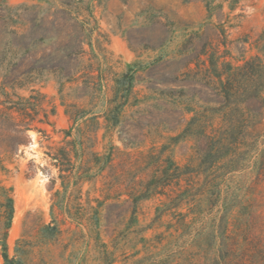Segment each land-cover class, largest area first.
I'll list each match as a JSON object with an SVG mask.
<instances>
[{
    "label": "rangeland",
    "instance_id": "obj_1",
    "mask_svg": "<svg viewBox=\"0 0 264 264\" xmlns=\"http://www.w3.org/2000/svg\"><path fill=\"white\" fill-rule=\"evenodd\" d=\"M0 2L29 48L0 68V115L43 119L41 108L51 123L35 122L2 157L14 210L0 264H208L215 253L221 264H264V107L245 116L231 168L199 173L205 138L194 133L223 126L207 55L220 56V71L264 65V0ZM77 35L82 52L67 58ZM17 62L20 73L44 69L3 85ZM193 117L206 118L192 134Z\"/></svg>",
    "mask_w": 264,
    "mask_h": 264
},
{
    "label": "trees",
    "instance_id": "obj_2",
    "mask_svg": "<svg viewBox=\"0 0 264 264\" xmlns=\"http://www.w3.org/2000/svg\"><path fill=\"white\" fill-rule=\"evenodd\" d=\"M4 12L5 8H3V5L0 4V68L8 60L9 55H12V50H16L18 51L17 53H21L22 57L25 56L29 50L24 43L27 38V34L18 35L16 30L13 28L14 22L8 19ZM80 52H82V40L80 35L71 37V40H69L65 45V53H68L65 56L67 58H71L72 56L76 57L80 54ZM205 53L206 52L204 50L202 55ZM199 55L201 54L198 53L189 58V63L194 61L195 57H198ZM207 56L209 65L206 67V71L210 75L207 77H214L219 82L217 93L220 97V101L218 102L220 107L218 111H220L222 115L223 126L222 130L217 133L204 135L194 131H198L199 129L202 130L204 127L202 124L205 122L204 118L206 117L202 120L193 117L189 123V126L191 128L193 127L192 134L194 132L200 135V137L202 136L205 138V146L199 153L201 162L198 169L199 173L204 174L211 172L216 164L223 160L226 161L225 164L229 168L234 166V163L237 162L236 158L238 156L239 145H242V139L249 135L245 127V116L248 115L250 117L259 115L264 107V65L259 58L256 57L245 62L241 67H233L229 63L222 62L220 64V71L218 69V59L220 56H217L215 53ZM18 63L19 62L11 65V69L8 75L5 76L4 82L2 83L3 85H14L21 77H25L33 71L44 69L42 67L35 68L33 66L20 73L16 70ZM16 71L19 74H13L16 73ZM129 71L131 72L132 70ZM74 73L75 69L60 70L61 76L68 79L72 78ZM129 84L130 83H128V87ZM12 109L13 107L6 108L8 111ZM16 109L18 112H22V114L25 115L24 117H27L29 120L24 119L17 122L11 116L6 114L0 115V141H7L11 143L9 148L0 150V163L3 161V156H12L18 151L19 145L23 143V138L26 136L27 131L31 129H38L32 126L35 122L42 125H51L48 114L41 108L40 110L43 112V119L37 118V116L31 118L28 116L24 108ZM53 113L54 112L52 111L51 114ZM194 120L196 121L194 122ZM39 132L43 131L39 130ZM169 164L172 166L170 176L179 181V178L183 173L174 163ZM163 170L168 172V167L163 168ZM190 173L192 172L190 171ZM151 187L153 189L155 186H150V189ZM194 189L195 188L193 186L188 188L187 195L189 194L193 196L194 194L191 192L194 191ZM199 191L202 192L201 190ZM142 197L144 196H141V198ZM178 201L181 202L183 200L179 198ZM196 204H201V200H199ZM0 209L2 210L1 214L3 219V224L0 229V231H2L0 239L2 241L3 250L5 251V239L11 225L14 210L10 190L5 188H1L0 190ZM46 229L52 231L55 235L58 233L56 226L48 225L46 226ZM223 248L224 246H220L221 250ZM217 252L219 253L220 251ZM3 258L6 263L9 262L6 254L3 255ZM208 264H221L219 255L215 253L214 258H211Z\"/></svg>",
    "mask_w": 264,
    "mask_h": 264
}]
</instances>
